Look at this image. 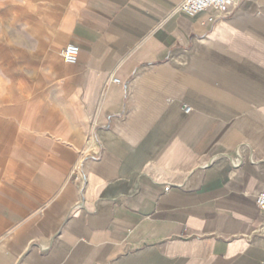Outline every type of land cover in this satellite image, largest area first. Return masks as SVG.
<instances>
[{"label": "crops", "instance_id": "1", "mask_svg": "<svg viewBox=\"0 0 264 264\" xmlns=\"http://www.w3.org/2000/svg\"><path fill=\"white\" fill-rule=\"evenodd\" d=\"M182 1L0 0V264H264V0Z\"/></svg>", "mask_w": 264, "mask_h": 264}, {"label": "built area", "instance_id": "2", "mask_svg": "<svg viewBox=\"0 0 264 264\" xmlns=\"http://www.w3.org/2000/svg\"><path fill=\"white\" fill-rule=\"evenodd\" d=\"M236 3V0H183L178 9L189 16H194L205 11H216L226 15ZM79 54V48L75 44L66 45L60 52L62 60L66 63H75ZM185 113L190 112V107H182ZM255 203L259 210L264 211V182L263 187L255 197Z\"/></svg>", "mask_w": 264, "mask_h": 264}]
</instances>
